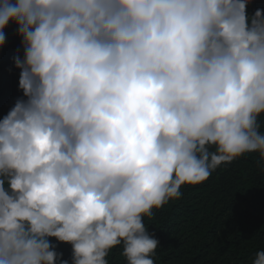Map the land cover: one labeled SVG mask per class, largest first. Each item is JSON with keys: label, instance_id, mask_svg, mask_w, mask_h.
Wrapping results in <instances>:
<instances>
[{"label": "clouds", "instance_id": "clouds-1", "mask_svg": "<svg viewBox=\"0 0 264 264\" xmlns=\"http://www.w3.org/2000/svg\"><path fill=\"white\" fill-rule=\"evenodd\" d=\"M247 3L0 0V45L14 21L24 50L0 120V264H69L49 237L72 264L121 244L154 264L142 218L222 163L264 161V9Z\"/></svg>", "mask_w": 264, "mask_h": 264}, {"label": "trees", "instance_id": "trees-1", "mask_svg": "<svg viewBox=\"0 0 264 264\" xmlns=\"http://www.w3.org/2000/svg\"><path fill=\"white\" fill-rule=\"evenodd\" d=\"M246 7L251 16L264 9V0H248ZM2 31L6 41L0 45V120L24 98L21 69L15 65V57L24 55L22 37L14 21ZM258 122L264 132V113ZM180 191L175 203L154 208L152 216L142 218L159 241L151 257L154 264H252L255 253L264 250V161L259 152L222 163L207 180L183 185ZM48 239L62 254L60 259L72 264V244ZM122 253L123 245H117L106 259L109 264H127Z\"/></svg>", "mask_w": 264, "mask_h": 264}, {"label": "rangeland", "instance_id": "rangeland-1", "mask_svg": "<svg viewBox=\"0 0 264 264\" xmlns=\"http://www.w3.org/2000/svg\"><path fill=\"white\" fill-rule=\"evenodd\" d=\"M176 202V199H170L169 201H168V203L167 204H173V203H175Z\"/></svg>", "mask_w": 264, "mask_h": 264}]
</instances>
